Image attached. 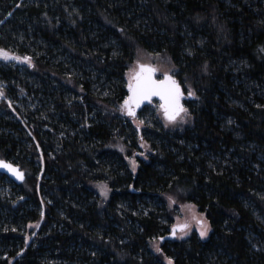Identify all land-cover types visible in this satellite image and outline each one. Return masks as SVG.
<instances>
[{
	"label": "trees",
	"instance_id": "16d2710c",
	"mask_svg": "<svg viewBox=\"0 0 264 264\" xmlns=\"http://www.w3.org/2000/svg\"><path fill=\"white\" fill-rule=\"evenodd\" d=\"M0 49L31 58L0 61V159L25 174L0 175V264H264V0H0ZM139 50L168 58L175 123L121 110ZM168 197L207 239L159 241Z\"/></svg>",
	"mask_w": 264,
	"mask_h": 264
},
{
	"label": "snow or ice",
	"instance_id": "6c2138e0",
	"mask_svg": "<svg viewBox=\"0 0 264 264\" xmlns=\"http://www.w3.org/2000/svg\"><path fill=\"white\" fill-rule=\"evenodd\" d=\"M0 58L4 60L16 59V60H25L28 63H31L30 57H18L14 56L6 50L0 49ZM159 69L150 64V63H141L137 61L136 67L131 70L128 88L131 95L125 99L123 105L121 106V110L126 112L127 115L135 117L136 112L135 108L139 107V105L145 101H150L152 97H159L163 103L160 107L163 110V116L166 121L170 123H175L177 118H183L182 114L186 115L188 110L181 103V99L184 96V92L181 89L180 84L176 81V79L169 75L168 72H164V78L162 80L155 79L156 72ZM2 95V93H0ZM187 95L189 97L195 96V92L189 90ZM142 124L143 121H140ZM131 165L133 171L136 169V161L131 160ZM0 167L6 168L11 171L14 175H16L19 179H23V173L19 172L17 168H15L10 163L0 161ZM106 186H101L102 194H104ZM194 207V206H189ZM192 220L196 222L199 227L200 236L204 237L208 234L209 225L207 221L202 217L196 216L194 213L192 215ZM190 229V224L186 221L181 224L173 225L172 234L175 235L177 230L181 233L186 234V230ZM163 239V237H161ZM171 264V261H170Z\"/></svg>",
	"mask_w": 264,
	"mask_h": 264
},
{
	"label": "rangeland",
	"instance_id": "374dc122",
	"mask_svg": "<svg viewBox=\"0 0 264 264\" xmlns=\"http://www.w3.org/2000/svg\"><path fill=\"white\" fill-rule=\"evenodd\" d=\"M14 56H16V55H14ZM0 61H12V62H15V63L20 64V65H29L30 64L23 59H21V60H16V59L4 60V59L0 58ZM137 61H140L141 63H150V64L156 66L159 69V71L156 72L160 76L158 78L163 77L164 72L170 73V71H171V66H170V63H169L168 58L166 56H149L146 53H144L143 51L139 50L136 53V62ZM139 148L141 149L140 153H139L140 158L142 160H144L145 162L148 161V156L151 153L149 147L146 144L141 143V144H139ZM121 151L125 157V161L127 162L130 171L132 173H135L137 168H138V164L136 163V169H135V171H133L132 165H131V160L134 159L136 161V159H135L136 154L134 152H132L131 155H127V150L124 148H121ZM102 185L106 186L104 194H102V191H101ZM91 188L96 193L99 194L102 202H106L109 199L110 189L106 184H104V183H92ZM167 201H168L169 210L173 211V213H175L174 214V225L181 224V223H184L186 221L190 224V229L186 230V234L181 233L180 231L177 233L176 238H175L177 241H182V240L186 239L192 233H196L201 240L207 239V237L210 234V227H209L208 234L204 237H201L198 225L196 224L195 221L192 220L193 213L196 216H198V217L202 216L205 219L204 215H202L201 213L198 212L197 207H195V206L189 207V206H193L190 204H179L174 198H170V197L167 198ZM207 223H208V221H207ZM39 226H40V222L35 223V224H29L27 226V229H26L27 230L26 231L27 232V236H26L27 241H30L32 239L35 232L38 230ZM151 250L154 253L159 252V244L156 241L151 244ZM164 264H170V261L164 260Z\"/></svg>",
	"mask_w": 264,
	"mask_h": 264
},
{
	"label": "water",
	"instance_id": "95a60500",
	"mask_svg": "<svg viewBox=\"0 0 264 264\" xmlns=\"http://www.w3.org/2000/svg\"><path fill=\"white\" fill-rule=\"evenodd\" d=\"M169 75H171V74H169ZM172 76V75H171ZM174 77V76H173ZM164 78V76L163 77H161V78H158L157 77V75L155 74V79H157V80H162ZM175 78V77H174ZM176 79V78H175ZM176 81H177V79H176ZM178 82V81H177ZM179 83V82H178ZM181 86V85H180ZM181 89H182V87H181ZM182 91H183V89H182ZM131 95V93H130V91H129V88L127 87V98L129 97ZM184 98H185V95L183 96V98L181 99V103L183 104V100H184ZM152 102H157L159 105H161L162 103H163V101L159 98V97H157V96H154V97H152L151 98V100L150 101H148V100H145V101H143L140 105H139V107H136L135 108V112H136V115H137V113L140 111V110H142L144 107H146V106H149ZM163 111V110H162ZM125 114H126V112H125ZM126 116L127 117H129V118H136V116L135 117H132V116H129V115H127L126 114ZM0 161H4V162H7V161H5V160H2V159H0ZM7 163H10V162H7ZM11 165H13L15 168H17L18 170H19V172H22L23 173V179H19L16 175H14L11 171H9L8 169H6V168H3V167H0V175H3V176H5V177H7L12 183H14L15 185H21V184H23L24 183V181H25V174H24V172L20 169V167L19 166H17V165H14V164H12V163H10ZM179 232V230H177V232H176V234L175 235H173L172 234V229L170 230V233L167 235V236H165V237H163V239H159V241L161 242V243H164L165 241H172V240H175V238H176V235H177V233Z\"/></svg>",
	"mask_w": 264,
	"mask_h": 264
}]
</instances>
